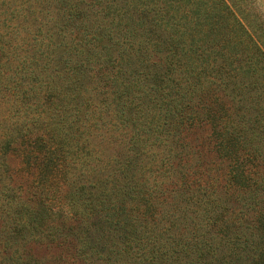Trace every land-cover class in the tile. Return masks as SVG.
<instances>
[{
  "label": "trees",
  "instance_id": "obj_1",
  "mask_svg": "<svg viewBox=\"0 0 264 264\" xmlns=\"http://www.w3.org/2000/svg\"><path fill=\"white\" fill-rule=\"evenodd\" d=\"M0 264H264L250 0H0Z\"/></svg>",
  "mask_w": 264,
  "mask_h": 264
},
{
  "label": "rangeland",
  "instance_id": "obj_2",
  "mask_svg": "<svg viewBox=\"0 0 264 264\" xmlns=\"http://www.w3.org/2000/svg\"><path fill=\"white\" fill-rule=\"evenodd\" d=\"M252 3V7L254 8V10H256V12L259 14L260 18L264 21V0H250ZM17 160L11 161V167H13V165H16ZM16 178V177H15ZM8 182V179L6 180ZM17 183V182H15ZM19 191V190H16ZM38 253V251H36ZM41 252H43V249L41 251H39L38 254H40Z\"/></svg>",
  "mask_w": 264,
  "mask_h": 264
}]
</instances>
